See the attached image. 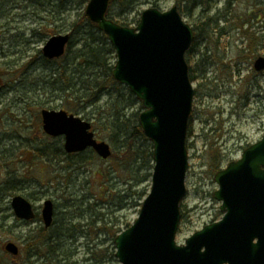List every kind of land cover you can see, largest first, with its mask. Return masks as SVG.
<instances>
[{
    "label": "rangeland",
    "instance_id": "1",
    "mask_svg": "<svg viewBox=\"0 0 264 264\" xmlns=\"http://www.w3.org/2000/svg\"><path fill=\"white\" fill-rule=\"evenodd\" d=\"M214 1L212 8L202 18L215 20L217 11L223 10L227 2ZM154 2L160 10L178 5L183 20L192 27L198 26L197 17H200L201 7H195L189 14L181 8L184 2L180 0H138L134 9L123 13L112 6L110 16L119 22L125 19L129 26L135 27L141 12L154 7ZM38 3L39 0L36 1ZM86 4V0H65L52 25L57 27L53 34L69 33L71 23L84 13ZM0 6V72L7 73L0 75V141L2 148L13 154L18 173L27 177L16 194L27 198L38 214L45 200L52 201L56 220L54 226L59 229V240L57 248L50 255L55 253L59 256L57 260H49L31 257L22 250L26 235L40 226L41 221L17 219L10 206L13 196L7 197L0 205V216H7L0 240L3 244L13 241L19 246V263L23 264L29 261L32 264H120L114 256V237L107 233L93 236L87 223L95 220L93 225L97 227L105 221L109 228L125 229L126 224L130 225L136 219L143 200L138 199L134 191L142 189L148 193L151 177L134 185L130 193L128 184L123 181L128 177L127 172L120 169L118 173L112 171L113 158L103 160L90 149L71 153L68 157L63 148V137L48 136L42 131L41 118H37L42 109L64 110L91 124L98 119L101 127H92L94 135L111 145L103 130L106 128L104 123L109 120L106 110L108 95H101L96 104L90 105L83 100H73V96L68 98L69 95L59 91L57 87L61 85L51 81L49 64L45 65L42 53L39 54L48 37L31 35L33 29L39 33L44 27L45 22L41 18L45 12L32 7L25 0H0ZM231 6L235 15L245 14L249 9L256 10L258 22L255 21L251 30L260 38L256 56H264V0H237ZM33 10L38 15H33ZM217 23L219 27H225L228 33L220 34L213 29L210 32L211 41H207L198 30L191 50L186 52L188 66L194 70L196 78L192 80L195 95L187 135V192L181 203L177 243H183L192 233L222 217L223 212L219 209L221 202L213 196L218 189L214 173L229 161L237 159L246 145L264 134V71L256 72L253 69L254 57L246 59L247 40L242 38L239 29L233 26L230 30V24L223 20ZM109 61L114 64L115 57ZM51 64L55 66V63ZM127 102L125 99L121 107ZM142 109L138 99L132 107L125 108L126 113L141 112ZM38 122V130L42 134L35 132ZM137 142L142 144L139 140ZM38 151H43L46 156H41ZM26 152L31 153L29 159L24 157ZM69 162L75 164L69 165ZM149 165H153L152 161H149ZM143 171H139V175ZM101 182L106 184L109 198L111 194L113 197L109 205H98L95 211L103 214L98 219L92 210L88 211V206L98 197L96 194L100 191ZM76 224L80 225L81 232L73 230L72 225ZM75 233V236H71ZM92 253L95 254L93 258ZM6 263L13 262L9 255L0 251V264Z\"/></svg>",
    "mask_w": 264,
    "mask_h": 264
},
{
    "label": "water",
    "instance_id": "2",
    "mask_svg": "<svg viewBox=\"0 0 264 264\" xmlns=\"http://www.w3.org/2000/svg\"><path fill=\"white\" fill-rule=\"evenodd\" d=\"M111 1L88 0L84 13L114 49L113 79L141 102L138 122L152 144L153 161L149 191L133 223L114 237V256L120 264H264V134L215 172L218 189L213 196L221 202L222 217L177 243L194 98L185 53L194 32L175 5L146 8L135 27L121 25L107 17ZM69 39V33L50 36L43 56L61 57ZM253 67L264 70L263 55L254 59ZM40 114L43 132L62 136L67 153L91 148L102 159L111 155L110 145L95 138L90 122L64 110L43 109ZM10 206L18 219L35 218L31 202L21 194L11 198ZM41 218L45 227L51 225L49 199L43 202ZM4 249L19 253L13 241Z\"/></svg>",
    "mask_w": 264,
    "mask_h": 264
},
{
    "label": "trees",
    "instance_id": "3",
    "mask_svg": "<svg viewBox=\"0 0 264 264\" xmlns=\"http://www.w3.org/2000/svg\"><path fill=\"white\" fill-rule=\"evenodd\" d=\"M25 1L32 7H38L39 11L45 12V16L41 18V20H44L45 22L43 25L44 27L41 28L42 30H40L39 33H37V30L33 29L31 35L35 36L41 34L43 38H47L51 36V34L53 35V31L57 30V27H53L52 25L57 20V12L63 8L65 0H39L38 4H36L37 0ZM137 1L138 0H112L107 11V16L113 19L110 16V8L112 6H116L119 9V12L123 13L134 9V7L138 4ZM180 1L184 2V4L181 5V8L183 10H187L189 14L194 11L195 7H201L200 17H197L198 26L194 25V28L192 27L194 35L199 30V32L203 35V38L207 39V41H211L210 32L213 29L218 30L220 34H225L227 32L225 27H219L217 23L218 20H223V22L230 24V30H232L233 26L237 27L242 38H246L248 45L246 49L248 50V54L246 57L248 58H245L251 59L256 57V47L260 42V38L256 37L255 32L251 30L255 21L256 23L258 22L255 9L252 11L249 9L247 13L242 15H235L233 14L234 9L231 5L237 0H227L223 10H218L216 19L212 20L209 17L202 18V15L207 13L212 8V5L215 2L214 0ZM153 5L154 7H157L155 2ZM4 7L5 6H3V8ZM35 13L38 15V12L33 10L32 14L35 15ZM79 18L71 23L69 28L70 39L65 53L57 59H47L42 54V59L46 62L45 65L49 64L47 67H50L51 81L59 82L61 87L59 86L57 89L69 95L68 98L73 96V100H83L85 104L94 105L99 101L101 95H108L109 102L106 110L109 112V120L104 123L106 128L103 130L106 132L105 136L114 147V150H112V147L109 144L112 150L110 157L114 160V163L112 164V171L118 173L120 169L127 172L126 174H128V177L123 181L128 184V191L131 193V188L134 185L143 183L151 177V170L153 166L149 165V161H152V144L145 137L139 125L138 116L140 111L136 110L126 113L125 108L130 106L132 107L135 101H137V98L127 89V87L121 85L112 77L111 71L113 64H111L109 60L114 57V51L111 45L106 41V35L100 31L96 25L85 16L84 13ZM115 21L122 25L129 26L125 19L124 22ZM50 26H52V28H50ZM39 52V54L42 53L41 51ZM186 56L187 54L185 55L187 62ZM51 63H55V66H52L53 64ZM0 75H7V73L0 72ZM189 78L191 81L196 78L194 70L190 67ZM125 99H127L128 102L125 103L124 108L121 107V104L125 101ZM37 118H41L40 113L37 115ZM39 122L36 123L35 132L42 134V132L38 130L40 128ZM100 125L101 122L98 119L91 124L93 129L100 128ZM137 140L141 141L142 144H138L140 142H137ZM2 147L3 145L0 141V205L4 203L7 197L16 195V193L24 186V180L27 179L25 174L20 175L18 170L14 167L15 161L13 154L10 153L8 149H3ZM30 154V152H26L24 156L25 159H29ZM38 154L41 156L45 155L43 151H38ZM70 154L71 153H67L66 155L69 157ZM215 160L216 157L213 158V161ZM68 164L72 165L71 162ZM77 168H79V165ZM141 170L144 171L141 175H139V171ZM21 177L23 180H21ZM130 180H133V182L129 183ZM104 182H101L100 184V191L98 192V195L96 194L98 197L94 203H91L88 206V211H93L95 217L98 219H101L103 216L102 213L95 211L98 209V205H100V203H106V205H109L111 202V196L113 197V194L110 195V198L107 195L108 188ZM134 192L140 200L144 199L147 194V192L142 189L138 192L135 190ZM139 205L141 206V203ZM70 219L72 220V218ZM36 220H40L39 217H37ZM6 221V215L0 216V236L5 231L4 228ZM94 222L95 220H91V222L87 223L89 227L88 230L91 231L93 236L100 233H107L113 238L122 231L121 229L107 227L105 221L97 227L93 225ZM55 224L56 220L53 221L49 228H45L41 224L32 231H29L26 235V243L22 247V250L28 252L31 257L37 256V258L43 257L45 259L49 258V260L56 258L57 260L59 254L54 253L53 255H50L51 252H54V249L57 248V242L59 240V232L57 231L59 229L57 226H54ZM128 226L130 225L126 224L125 228ZM72 228L74 231L81 232L79 224L72 225ZM73 235L75 236L76 233L71 236ZM87 248L89 250V247ZM0 251H3L10 256V259L13 262L12 264H23L19 263L21 249L17 255H11L4 250V244L0 240ZM94 256L95 254L92 253L91 257L93 258ZM27 264H32V262L29 261Z\"/></svg>",
    "mask_w": 264,
    "mask_h": 264
},
{
    "label": "flooded vegetation",
    "instance_id": "4",
    "mask_svg": "<svg viewBox=\"0 0 264 264\" xmlns=\"http://www.w3.org/2000/svg\"><path fill=\"white\" fill-rule=\"evenodd\" d=\"M87 150V149H86ZM91 150V149H90ZM85 151V150H84ZM93 151V150H92ZM83 152V151H82ZM81 153V152H80ZM42 206H43V204H42ZM34 208V207H33ZM42 209V208H41ZM37 217H39V219H40V221H41V224L44 226V224H43V221H42V218H41V211H40V214H38L36 211H35V218L34 219H32V220H29V221H27V222H30V221H33V220H35V219H37ZM53 221H54V206H53V220H52V223H53ZM52 223H51V225H52ZM50 225V226H51ZM49 226V227H50ZM45 227V226H44ZM49 227H45V228H49Z\"/></svg>",
    "mask_w": 264,
    "mask_h": 264
}]
</instances>
